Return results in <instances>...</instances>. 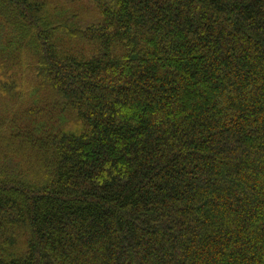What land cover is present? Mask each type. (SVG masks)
Segmentation results:
<instances>
[{"label": "trees", "instance_id": "16d2710c", "mask_svg": "<svg viewBox=\"0 0 264 264\" xmlns=\"http://www.w3.org/2000/svg\"><path fill=\"white\" fill-rule=\"evenodd\" d=\"M0 264H264V0H0Z\"/></svg>", "mask_w": 264, "mask_h": 264}]
</instances>
